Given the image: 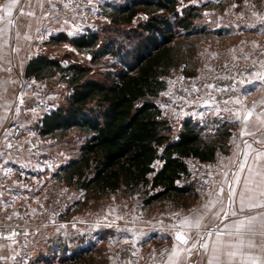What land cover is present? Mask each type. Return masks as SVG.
I'll return each mask as SVG.
<instances>
[{"label":"rangeland","instance_id":"obj_1","mask_svg":"<svg viewBox=\"0 0 264 264\" xmlns=\"http://www.w3.org/2000/svg\"><path fill=\"white\" fill-rule=\"evenodd\" d=\"M125 1L52 0L63 15L53 25L66 29L56 34L72 36L92 30L99 32L102 41L117 28L106 16L105 6ZM235 1L238 0H228L227 4ZM244 3L250 4L249 0ZM187 6L196 7L199 17L195 20L194 31L176 29L169 43L172 57L167 58L172 65L162 77L165 88L154 99L159 107L168 103V106L164 105L167 111L184 108L185 113L189 112L197 94L186 82L197 81L198 85L205 86L204 76L195 80L196 71L198 76V71L216 67L215 74L208 79L212 87L205 91L218 101L217 106L223 102L225 98H222L219 86L225 85L230 77L221 76L228 70L226 59L221 60L220 56L227 53L228 47L224 45L226 42L221 44V39L252 35L243 30H239L243 34L238 35L232 30L224 32L197 27V21H205L203 7L192 0H179L177 7L185 9ZM146 19L147 16L141 14L136 22ZM171 20L175 21L174 18ZM211 22L213 20L208 21ZM50 37L46 38L40 54L58 59L63 66L73 62L88 67L89 80L108 83L123 70L119 58L103 56L92 60L90 51L79 50L68 42L53 45ZM9 55L5 58L9 59ZM257 56L263 66L264 47ZM10 60L0 65V244L6 248L0 264H174L168 261L174 244L172 234L162 239V230L149 226H167L185 216L191 203L188 195L147 204L138 190L99 193L87 192L76 184L69 185L63 167L79 155L86 136L77 129L48 135L40 131L45 112L67 106L72 86L62 79L61 73L39 80L27 78L25 62ZM251 64L253 62L240 67L248 69ZM163 116L172 122L171 134L177 135L181 127L178 129L174 120L178 116L172 113H163ZM180 117V122L186 118L193 121L186 114ZM215 120L217 124L221 122V119ZM229 128L220 125L216 130L205 131L209 140H216L221 145L222 152L230 147L229 136L236 135ZM224 131L229 132L226 142L221 134ZM190 174L181 179V184L189 188L194 181ZM110 219L117 223L110 224ZM131 224L139 230L150 229L147 242H135L138 248L133 246L131 239L126 241L125 236H121L125 226ZM165 247L169 249L168 253L160 257L159 250ZM187 256L182 255L184 264Z\"/></svg>","mask_w":264,"mask_h":264},{"label":"trees","instance_id":"obj_2","mask_svg":"<svg viewBox=\"0 0 264 264\" xmlns=\"http://www.w3.org/2000/svg\"><path fill=\"white\" fill-rule=\"evenodd\" d=\"M178 5L179 0L107 4L106 16L117 33L102 41L99 32L92 30L50 37L53 45L68 42L90 51L92 60L103 56L122 60L123 70L108 83L89 80L86 66L73 62L63 66L43 54L27 63V78L39 80L61 73L72 86L67 106L44 114L40 131L48 135L77 129L86 136L79 155L63 167L69 185L99 193L138 190L147 204L176 200L190 192L189 186L178 184L189 175L186 159L212 161L221 150L190 118L183 120L173 136L172 122L154 100L165 88L162 77L172 65L167 58L172 57L169 43L176 29L194 31L199 17L196 7L178 9ZM141 14L147 19L136 22ZM126 27L131 29L123 30ZM221 134L226 142L229 132ZM156 161L161 162L159 167Z\"/></svg>","mask_w":264,"mask_h":264},{"label":"crops","instance_id":"obj_3","mask_svg":"<svg viewBox=\"0 0 264 264\" xmlns=\"http://www.w3.org/2000/svg\"><path fill=\"white\" fill-rule=\"evenodd\" d=\"M244 1L227 4L228 0H192L198 6L205 3L201 6L205 21H197V27L206 26L208 29L224 32L232 30L238 35L242 33H239V30H243L244 33L252 34L250 37L221 39V44L226 42L224 45L228 47L227 53L220 55L221 60L226 59L228 64V70L221 76L230 77L225 85L219 86L222 98H225L223 102L217 106L218 101L205 91L212 87L208 79L216 72L214 66L198 71V76L196 71L194 76L195 80L204 76L206 87L198 85L197 81L186 82L191 91L197 93L193 100L190 99L192 105L189 104V112L185 113L184 108L167 111L164 106H168L166 102L160 107L162 114L172 113L178 116L174 120L178 129L182 124L180 115L186 114V117H191L204 132L216 130L222 125L224 128L229 126L236 134L229 136L231 144L228 150H217L214 160L199 161L193 157L186 159L189 174L191 172L194 181L190 186L188 200H191V203L185 216L174 223H168L167 226H149L161 229L162 239L163 236L172 234V253L175 250L178 255L172 256L171 253L168 261L174 264L183 262L182 255L186 254V264H207L214 254V246L219 247V252L215 253L219 260L214 264H264V207H250L264 204V195L261 194L264 193V81L258 79L264 75V65L262 66L257 56L264 47V40L261 41V36H264V0H249L250 4H245ZM10 3L11 0H0V16L5 17L0 20V65H5L11 59L10 61L14 62H25L26 68L29 60L41 53L47 37L60 30L66 31L62 26L55 28L53 25L63 15L52 0H19V3L12 7V15L7 16L3 6ZM21 10L24 15L20 14ZM29 12L33 14L27 15ZM211 20L214 23H208ZM8 53L9 59H6ZM251 62L253 64L248 69L240 67ZM210 118L221 119V122L217 124V120ZM155 163L157 167L161 165L160 161ZM178 184L183 185L181 179ZM185 218L193 225L199 220L200 227L182 224ZM108 221L110 224L117 223L115 219ZM241 221L244 225L238 230ZM125 228L121 236H125L126 241L131 239L135 248H138L136 241L149 240V228L139 230L134 224ZM166 229L169 230L166 232ZM177 232L185 235L187 244H182L176 239ZM209 232L212 235H208ZM199 237H204V242L208 244L207 252L200 248L197 242ZM194 242L195 248L192 247ZM139 246L141 247V244ZM5 249L0 244V261L5 257ZM229 252L235 255L229 256Z\"/></svg>","mask_w":264,"mask_h":264},{"label":"snow or ice","instance_id":"obj_4","mask_svg":"<svg viewBox=\"0 0 264 264\" xmlns=\"http://www.w3.org/2000/svg\"><path fill=\"white\" fill-rule=\"evenodd\" d=\"M17 3H19V0H11V3L10 4H6V5L3 6L4 7V11L7 14V16H11L12 15V7L15 4H17ZM20 14L21 15H24L25 13L21 10V13ZM32 14L33 13H31V12L27 13V15H32ZM3 19H5V17L4 16H0V20H3ZM9 22L11 23V21H9ZM258 79H260L261 81H264V75H261L260 77H258ZM249 115H251V113H249ZM261 194L264 195V193H261ZM241 204H242L241 210L243 211V198L241 199ZM250 207H264V204H261V205H250ZM232 214L235 215V213H232ZM249 223H251V220H249ZM182 224L189 225V226H193V227H196V228H199L200 227V221L199 220H197L195 222V224L193 225L191 223V221H189L188 218H185L184 221H182ZM243 225H244V222L241 221L240 224H239V226H238V230H239V227H242ZM207 234L208 235H212V233H210V232L207 233ZM176 239L179 242H181L182 244H187L188 243V239L185 237L184 234H182L180 232H177L176 233ZM217 239L219 240V237ZM197 242L199 243V246H200L201 249H203L205 252L208 251L209 246H208L207 243L204 242V237H199V240ZM192 247L193 248L196 247V242L193 243ZM212 252L214 254L212 255V257L210 259H208L207 264H214V262H218V260H219V256L215 254V253H218L219 252V247L214 246L212 248ZM177 255H178V252L174 250L173 253H172V256H177ZM228 255L229 256H234L235 253L229 252Z\"/></svg>","mask_w":264,"mask_h":264},{"label":"built area","instance_id":"obj_5","mask_svg":"<svg viewBox=\"0 0 264 264\" xmlns=\"http://www.w3.org/2000/svg\"><path fill=\"white\" fill-rule=\"evenodd\" d=\"M168 250H169V249H167V247H165V248H161V249L159 250V256H160V257H163L164 255H166V254L168 253Z\"/></svg>","mask_w":264,"mask_h":264}]
</instances>
